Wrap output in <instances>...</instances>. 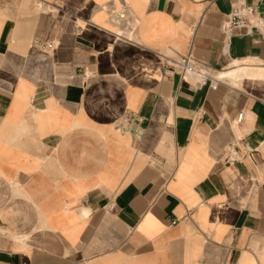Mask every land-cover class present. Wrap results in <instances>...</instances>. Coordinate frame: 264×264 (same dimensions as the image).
Returning a JSON list of instances; mask_svg holds the SVG:
<instances>
[{
	"label": "crops",
	"instance_id": "crops-1",
	"mask_svg": "<svg viewBox=\"0 0 264 264\" xmlns=\"http://www.w3.org/2000/svg\"><path fill=\"white\" fill-rule=\"evenodd\" d=\"M0 264H264V0H0Z\"/></svg>",
	"mask_w": 264,
	"mask_h": 264
},
{
	"label": "built area",
	"instance_id": "built-area-1",
	"mask_svg": "<svg viewBox=\"0 0 264 264\" xmlns=\"http://www.w3.org/2000/svg\"><path fill=\"white\" fill-rule=\"evenodd\" d=\"M251 13L250 9H245V14L249 15ZM243 14V13H242ZM244 14V15H245ZM240 15L239 11H235L228 23V28L236 27V26H242L245 24L246 19L245 16ZM46 47H51V44H46ZM181 71L185 74H195L201 82H206L208 80V74L204 72L203 70L197 68L195 64L188 58V57H181L176 62ZM217 82H212L211 86L212 88L216 87ZM242 119V114L238 115L237 120L240 121Z\"/></svg>",
	"mask_w": 264,
	"mask_h": 264
},
{
	"label": "bare ground",
	"instance_id": "bare-ground-1",
	"mask_svg": "<svg viewBox=\"0 0 264 264\" xmlns=\"http://www.w3.org/2000/svg\"><path fill=\"white\" fill-rule=\"evenodd\" d=\"M223 75V74H222ZM227 76V75H226Z\"/></svg>",
	"mask_w": 264,
	"mask_h": 264
}]
</instances>
